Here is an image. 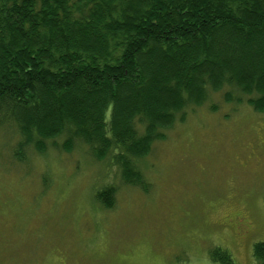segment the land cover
Masks as SVG:
<instances>
[{"label": "trees", "instance_id": "trees-1", "mask_svg": "<svg viewBox=\"0 0 264 264\" xmlns=\"http://www.w3.org/2000/svg\"><path fill=\"white\" fill-rule=\"evenodd\" d=\"M209 92L264 113V0H0V128L17 129L18 161L63 136L142 187L138 161ZM113 192L96 197L111 207ZM252 257L264 264V241Z\"/></svg>", "mask_w": 264, "mask_h": 264}, {"label": "rangeland", "instance_id": "rangeland-1", "mask_svg": "<svg viewBox=\"0 0 264 264\" xmlns=\"http://www.w3.org/2000/svg\"><path fill=\"white\" fill-rule=\"evenodd\" d=\"M221 96L209 92L152 144L138 161L142 187L86 145L58 149L63 136L18 161L17 129L0 128V264H218L214 248L254 264L253 245L264 241V113ZM110 185L105 207L96 196ZM236 214L249 222L243 238L227 222Z\"/></svg>", "mask_w": 264, "mask_h": 264}, {"label": "flooded vegetation", "instance_id": "flooded-vegetation-1", "mask_svg": "<svg viewBox=\"0 0 264 264\" xmlns=\"http://www.w3.org/2000/svg\"><path fill=\"white\" fill-rule=\"evenodd\" d=\"M228 224H232V227L236 230L241 238L245 237L249 231V222L244 215L236 214L227 219ZM236 235L238 236V234Z\"/></svg>", "mask_w": 264, "mask_h": 264}]
</instances>
